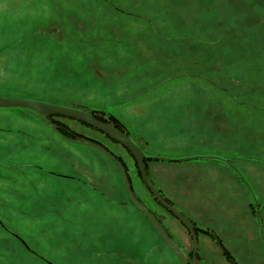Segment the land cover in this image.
Here are the masks:
<instances>
[{
  "label": "rangeland",
  "instance_id": "obj_1",
  "mask_svg": "<svg viewBox=\"0 0 264 264\" xmlns=\"http://www.w3.org/2000/svg\"><path fill=\"white\" fill-rule=\"evenodd\" d=\"M0 96L112 114L148 155L227 158L153 159L148 172L191 217L220 216L241 262L264 264L249 205L264 225V0H0ZM62 120L128 160L148 200L123 147ZM125 190L100 150L0 108V264H182ZM165 221L189 254L185 227ZM198 237L200 262L221 264Z\"/></svg>",
  "mask_w": 264,
  "mask_h": 264
},
{
  "label": "water",
  "instance_id": "obj_2",
  "mask_svg": "<svg viewBox=\"0 0 264 264\" xmlns=\"http://www.w3.org/2000/svg\"><path fill=\"white\" fill-rule=\"evenodd\" d=\"M5 106H13V107H26L27 109H32L34 111H37L38 114L40 115L41 119H43L44 123H48L50 125L51 128H53V130H58V126L59 124L53 123L52 119H51V115H62V116H66V118H70V119H77L80 122H86L88 124H90L91 126H93V128H96L98 130L103 131L104 133H106L108 136L111 137V139H115L116 141L120 142L121 145H123L124 147H128L130 150V152L134 155L135 160H137V164L139 167V171L140 173H142V178L145 181L146 185L149 186L150 191L154 194V196H156L158 199H160L163 203V205L167 208H169L171 211H173L177 218L179 219V221L183 224H185L188 229L190 230L191 236L193 237L194 241V254H192V257L189 258L186 251H183L181 249V247L178 245V243L175 242V240L173 238H171V236L168 235V233L164 230V226L161 225L159 223V221L154 217V215L149 212V210L143 205L141 204V202L136 199L135 194L133 193V188L129 182L128 179V173H126V170L123 166L122 160H120L119 158L116 157V155L110 152V150L108 149V147H105L103 144H101L100 142H96L94 139H92L91 137H77V138H71L68 137L69 140H73L76 142H80L81 144H88L90 146H93L94 148L101 150V152H103L104 154L107 155V157H109L111 160H115L120 169H121V173H123V181L125 186L127 187V192L130 196V198L135 202L136 207L140 210L146 213L148 219L150 220L151 224L154 225V227L156 228L155 230H157V232L159 233V235L164 239V243L167 245V247L169 249H171L172 251H174L179 260L181 261L182 264H201L200 263V259L198 258L197 254H198V237H197V233L195 232L194 228L195 225L190 221V219L184 215L183 212L179 211L178 209H176V207L172 204H170L169 202L167 203V201L162 197V195L160 194V192L158 191V188L156 187V185H154L152 183V181L149 178V173L147 172L145 163H146V158L147 159H161V160H175V161H180V160H191L193 158H201V159H206V158H215V160H223L225 162H228L227 158L223 157V156H216L214 154H206V155H200V154H193V156H181L178 159L172 158V157H162L161 155H148L144 150L143 147L138 145L134 139L132 138V135L129 133V131L126 129V127H124L121 124V128L115 126V125H111L109 123H107V121L101 120V119H97L96 117L93 116L92 113H90L88 110L86 109H80L77 106H67L66 104L63 103H52L51 101H46V100H39L38 98H25V97H17V98H12V96H0V108H5ZM45 116L47 117V119H44ZM237 170V169H236ZM239 174H241L240 172H238ZM246 185L248 186V188L251 190L252 195H254L251 187L249 186V182H246ZM256 197V195H255ZM257 198H255V208H256V212L255 215L257 217V220L259 221V230L260 233L262 234V221L260 220V216H259V212H260V204L256 201Z\"/></svg>",
  "mask_w": 264,
  "mask_h": 264
},
{
  "label": "flooded vegetation",
  "instance_id": "obj_3",
  "mask_svg": "<svg viewBox=\"0 0 264 264\" xmlns=\"http://www.w3.org/2000/svg\"><path fill=\"white\" fill-rule=\"evenodd\" d=\"M39 115V114H38ZM40 116V115H39ZM52 116L54 117V116H58V115H51L50 117H51V119H52V121H53V118H52ZM60 116H62V115H60ZM63 117H66V116H63ZM40 119H41V117H40ZM44 119H47V117L45 116V118ZM61 120L62 119H64V118H60ZM66 119H70V118H66ZM73 119V118H72ZM72 119H70V120H72ZM98 119V118H97ZM100 119V118H99ZM74 120H77V119H74ZM102 120V119H101ZM41 121L43 122V119H41ZM62 121H64V120H62ZM79 121V120H78ZM104 121H106V120H104ZM65 122V121H64ZM80 122V121H79ZM53 123H55L54 121H53ZM81 123H84V122H81ZM86 123V122H85ZM107 123H109V124H113V125H115V126H117V127H119L120 129H122L121 128V126L120 125H118L119 123L118 122H115V121H112V122H107ZM43 124H47V125H49L48 123H44L43 122ZM56 124H59V126H58V130H55L56 132H58V133H60L62 136H65V137H67V140H69L68 139V137H73V138H77V137H79V136H81V137H86L87 135H83L82 133H80V131H77L76 129H74V128H72V130L74 131H70V130H68L66 127H65V124H63V123H56ZM86 126H88V127H90V128H92L93 129V126H91L90 124H88V123H86L85 124ZM50 126V125H49ZM94 131H96L97 133H100V134H104V135H106L105 137H107V139L108 140H110L111 142L113 141L114 143H118L121 147H123V149H125L126 150V152H127V154L131 157V159L132 160H134V166H135V169H136V172L135 173H137L138 174V176H139V179H140V181L142 182V184H144V186H146V188H147V191H148V200L147 199H145L143 196H139L137 193H136V189H135V186H133V180H132V174L130 173V166H129V162H128V160H126L124 157H122L121 156V154L120 153H118L115 149H114V147H110L108 144H107V142L103 139V138H94L93 136H87V137H91L92 139H94L96 142H100L101 144H103L105 147H108V149L110 150V152L113 154H115L116 155V157L117 158H119L120 160H122V163H123V166H124V168H125V170H126V173H128V179H129V182H130V184H131V186H132V188H133V193L135 194V197H136V199H138L140 202H141V204H143L148 210H149V212H151L153 215H154V217L159 221V223L161 224V225H163L164 226V230L168 233V235L169 236H171V238H173L174 239V237H173V235H172V232L170 231V226L169 225H167V221H165V219H167V218H175L176 219V221H178L180 224H182V226H184L185 227V229H186V231L188 232V234H189V236L191 237V246H192V250H193V247H194V244H193V241H194V239H193V237L191 236V233H190V230L188 229V227L185 225V224H183V223H181L180 221H179V219L177 218V216H176V214L173 212V211H171L169 208H167V207H165L164 205H163V203H162V201L160 200V199H158L156 196H154V194L150 191V188H149V186H147L146 185V183H145V181L143 180V178H142V173H140V171H139V167H138V162H137V160H135V158H134V155L129 151L130 149L128 148V147H124L123 145H121L120 144V142H118V141H116L115 139H111V137L110 136H108L106 133H104L103 131H101V130H98V129H96V128H94L93 129ZM132 138H133V136H132ZM134 139V138H133ZM69 141H71V140H69ZM135 141V140H134ZM136 142V141H135ZM137 143V142H136ZM138 145H140V146H142L140 143H137ZM143 147V146H142ZM145 148L143 147V150H144ZM101 151V150H100ZM145 151V150H144ZM146 152V151H145ZM103 153V152H102ZM147 153V152H146ZM104 154V153H103ZM106 155V154H105ZM107 156V155H106ZM108 159H110L109 157H107ZM153 159H156V158H153ZM153 159H147L146 158V163H145V166H146V169H147V172H148V163L150 162V161H152ZM111 160V159H110ZM158 160H161V159H158ZM111 161H114L115 162V164H116V166H117V168H118V170H119V172H120V174H122V182H123V186L126 188V190H125V192H126V195H127V198H128V200L131 202V204L136 208V210H138L140 213H143V215L146 217V219L148 220V222L150 223V225H152L151 224V222H150V220L148 219V217H147V215H146V213L145 212H143V211H140L137 207H136V205H135V202L130 198V196H129V194H128V192H127V187L125 186V184H124V181H123V173H121V169H120V167H119V165H118V163L115 161V160H111ZM161 161H164V160H161ZM166 161H172V160H166ZM223 163H225L226 164V162L224 161ZM228 169H230V170H233V169H231V168H229V167H227ZM149 173V172H148ZM69 177H73V176H69ZM149 178H150V174H149ZM150 180H151V178H150ZM152 181V180H151ZM241 182V181H240ZM152 183L154 184V185H156V187L158 188V191L160 192V194L162 195V197L167 201V203L169 202L170 204H172V205H174L175 207H176V209H178L179 211H181V212H183L184 213V215H186L189 219H190V221L195 225V228H194V230H195V232L197 233V237H198V235H201V236H203L204 238H207V240L206 241H202V243H204V245L207 247V246H210V245H213V246H215V247H217V249H219L220 250V255H221V257H222V259H223V262H221V264H245V263H243V262H241L240 261V259H238V257H236L234 254H233V251H232V249H230V245H229V242L230 241H228V238H232L233 236H231V237H229L230 236V232L229 233H227L226 231H225V226L226 225H224V223H220L219 221V217L220 216H215V215H209V216H206V217H203V216H200V217H197L196 219L194 218V217H191L190 216V214L189 213H187V211H184L183 209H181V208H179L177 205H176V199L175 198H173V197H171V195H166V194H164L163 192H162V187H160L159 185H157V184H155L153 181H152ZM251 203H253L252 201L251 202H249V205H250V208H252V212L255 214V212H256V208H255V204L253 205V207H252V205H251ZM153 227H154V225H152ZM156 228L154 227V230H155ZM258 230H259V227H258ZM155 232L158 234V236L164 241V239L159 235V233L157 232V230H155ZM235 232V231H234ZM234 232H231L232 234H235L236 235V233H234ZM246 234H248V233H246ZM248 235H252V233L251 234H248ZM253 236V235H252ZM198 239H199V237H198ZM175 240V239H174ZM176 241V240H175ZM165 242V241H164ZM165 244V243H164ZM166 245V244H165ZM167 246V245H166ZM198 246H199V241H198ZM192 250H190V253L189 254H187L188 255V257L189 258H191L192 257V254H194V250L192 251ZM263 254H264V251H263ZM201 263V262H200ZM202 264V263H201Z\"/></svg>",
  "mask_w": 264,
  "mask_h": 264
},
{
  "label": "trees",
  "instance_id": "obj_4",
  "mask_svg": "<svg viewBox=\"0 0 264 264\" xmlns=\"http://www.w3.org/2000/svg\"><path fill=\"white\" fill-rule=\"evenodd\" d=\"M87 110V109H86ZM90 113H92L93 114V116L94 117H96V118H100V119H102V120H106L107 122H112V120H114L115 122H118L119 124L118 125H120L121 126V122H120V120H118L115 116H113L112 114L111 115H108L107 116V118L106 117H104V115H105V113H103L102 111H100V110H88ZM52 118H53V121L55 122V123H63V124H65V127L68 129V130H70V131H73L69 126H68V124L67 123H65L64 121H62L60 118H65V117H63V116H60V115H58V116H52ZM68 120H70V119H68ZM83 124H86V123H83ZM94 129V128H93ZM74 132V131H73ZM251 205H252V207H253V203H251Z\"/></svg>",
  "mask_w": 264,
  "mask_h": 264
},
{
  "label": "crops",
  "instance_id": "obj_5",
  "mask_svg": "<svg viewBox=\"0 0 264 264\" xmlns=\"http://www.w3.org/2000/svg\"><path fill=\"white\" fill-rule=\"evenodd\" d=\"M261 204H262V203H261ZM263 222H264V220H263ZM261 228H263V231H262V232L264 233V225H262ZM247 233H248V234H251V233H252V235H253V232H252L251 230L248 231Z\"/></svg>",
  "mask_w": 264,
  "mask_h": 264
}]
</instances>
